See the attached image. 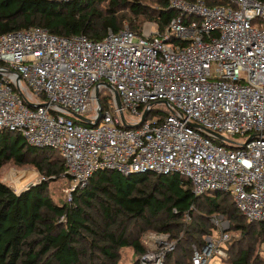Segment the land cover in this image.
I'll return each instance as SVG.
<instances>
[{"label": "built area", "instance_id": "2783aa9c", "mask_svg": "<svg viewBox=\"0 0 264 264\" xmlns=\"http://www.w3.org/2000/svg\"><path fill=\"white\" fill-rule=\"evenodd\" d=\"M226 1L170 0L180 16L163 33L145 23L98 41L38 26L1 34L0 128L58 149L71 190L98 169L175 172L195 195L229 192L248 221H264V1ZM105 88L103 109L95 93ZM99 113L94 126L76 116L94 123ZM147 237L155 247L140 264H163L173 243L156 244L170 236ZM213 250L193 247L188 264H208Z\"/></svg>", "mask_w": 264, "mask_h": 264}, {"label": "trees", "instance_id": "16d2710c", "mask_svg": "<svg viewBox=\"0 0 264 264\" xmlns=\"http://www.w3.org/2000/svg\"><path fill=\"white\" fill-rule=\"evenodd\" d=\"M202 1L209 7L227 4ZM178 16L170 0H0V35L38 26L62 37L98 41L124 27L140 34L145 21L163 33ZM162 107L156 108L161 115L166 114ZM9 163L29 164L49 180L16 193L0 179V264H118L124 248L132 249L133 264H140L146 252L142 237L149 231L175 239L163 264H188L193 246L201 249L207 243L203 238L214 228L212 215H221L244 236L228 242L223 261L264 264L250 245L264 242V221H248L229 192L195 195L190 180L175 172L98 169L83 187L71 190L68 200L56 201L50 182L69 178L60 151L29 145L19 132L0 128V170Z\"/></svg>", "mask_w": 264, "mask_h": 264}, {"label": "rangeland", "instance_id": "374dc122", "mask_svg": "<svg viewBox=\"0 0 264 264\" xmlns=\"http://www.w3.org/2000/svg\"><path fill=\"white\" fill-rule=\"evenodd\" d=\"M147 23L143 22V25ZM142 25V26H143ZM101 94L102 104L111 103V95L112 92L105 88L103 89ZM100 92V93H101ZM107 97H104L106 96ZM105 98H108L106 101ZM225 137L230 138L229 135L224 134ZM0 179L8 184L15 192H20L22 189L27 187L30 184H35L42 180H49L47 177L39 174L33 166L26 164L22 166H16L12 163L6 164L0 170ZM71 186H73V182L71 178L61 176L56 181H51L49 185L50 193L56 201H64L68 200L71 194ZM211 225L214 227L209 235H205L203 239L207 241V245L209 247H214L213 255L208 260V264H227L223 259L227 257L226 248L228 247V242L230 241H239L244 239V236L237 231L236 229L231 228V224L225 220L221 215H212ZM158 231H149L145 235H143L142 240L143 244L146 247V250L154 248L155 245L150 243V238L147 237L151 233H157ZM242 235V236H241ZM145 240V241H144ZM173 243V247H175V239L167 237L162 238L160 243H157V247H167V244ZM160 245V246H158ZM251 247H255L254 255L261 259L264 258V242L261 243L260 239L250 244ZM194 247V246H193ZM196 248V247H195ZM197 249V248H196ZM200 250V249H197ZM215 251V252H214ZM136 260L135 255L133 254L132 249L124 248L120 251L118 264H133ZM140 262V261H139Z\"/></svg>", "mask_w": 264, "mask_h": 264}, {"label": "water", "instance_id": "95a60500", "mask_svg": "<svg viewBox=\"0 0 264 264\" xmlns=\"http://www.w3.org/2000/svg\"><path fill=\"white\" fill-rule=\"evenodd\" d=\"M107 87L113 91V93H114V97H115V101H116V104H117V106L120 108V107H121V101H120L119 94L117 93V91H116L115 89H113V87H111L110 84H107ZM95 98H96L97 103L99 104V100H98V92L95 93ZM30 106L33 107V108H37L39 105H33V104H30ZM147 114H148V111H145V112L143 113L142 118H141V121H140L139 124H141V123L145 120ZM100 115H101V113H99L98 118L95 120L94 123H89V120H88L87 118L81 116V115H76V116H77V118H78L82 123L90 124V125H93V126H94V125L97 124L98 120L100 119ZM121 119H122V121H123V123H124V118H123L122 114H121ZM191 125H192V126H195V127H198L197 124H193V123H192ZM126 127H129V126H126ZM216 136H217L218 138H220V139H223V137H222L221 135H219V134H216Z\"/></svg>", "mask_w": 264, "mask_h": 264}]
</instances>
